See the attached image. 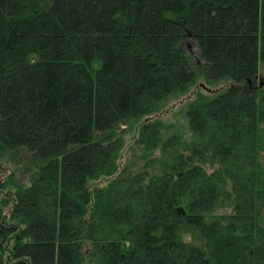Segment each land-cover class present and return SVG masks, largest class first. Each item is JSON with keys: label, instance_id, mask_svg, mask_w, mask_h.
<instances>
[{"label": "trees", "instance_id": "1", "mask_svg": "<svg viewBox=\"0 0 264 264\" xmlns=\"http://www.w3.org/2000/svg\"><path fill=\"white\" fill-rule=\"evenodd\" d=\"M262 69L264 0H0V264H264Z\"/></svg>", "mask_w": 264, "mask_h": 264}, {"label": "rangeland", "instance_id": "2", "mask_svg": "<svg viewBox=\"0 0 264 264\" xmlns=\"http://www.w3.org/2000/svg\"><path fill=\"white\" fill-rule=\"evenodd\" d=\"M190 53L195 55V60L200 62L198 59V50L194 47L189 48ZM259 78L264 83V69L259 74ZM205 86L208 88L204 82L201 81V84L195 88V91H204L201 86ZM259 85V81L257 79L256 86ZM258 89V87H257ZM253 92H256V89H251ZM260 95L264 97V86L260 89ZM184 97H175L170 99L163 108V112L160 114V121L167 127V134H177L181 137L182 140L188 141L191 137V133L188 128V122L186 118L187 104L189 100L192 98L188 97V100ZM135 129H129L125 125L121 127L123 131H125V139H126V148L123 153L122 165L129 170L130 173H135L140 171L144 165L147 163L146 161H142V151L136 147L135 145V136L137 134L138 128L133 127ZM261 141H262V153H261V167L264 172V122L261 126ZM20 169V170H19ZM0 181L1 183H6L8 186L13 182L20 181L25 186L29 184V177L26 173V169L22 161L17 162L15 160L9 159L8 157L0 158ZM14 173V174H13ZM14 175L12 180H10V175ZM2 197V196H1ZM264 214V213H263Z\"/></svg>", "mask_w": 264, "mask_h": 264}, {"label": "water", "instance_id": "3", "mask_svg": "<svg viewBox=\"0 0 264 264\" xmlns=\"http://www.w3.org/2000/svg\"><path fill=\"white\" fill-rule=\"evenodd\" d=\"M262 86H264V83H262V80H261L260 87H262ZM201 88L204 89L207 93H216V92H218V90H211V89H209V88H207V87H205L203 85L201 86ZM178 212H180L182 215H185V211H184L183 208L178 209Z\"/></svg>", "mask_w": 264, "mask_h": 264}, {"label": "flooded vegetation", "instance_id": "4", "mask_svg": "<svg viewBox=\"0 0 264 264\" xmlns=\"http://www.w3.org/2000/svg\"><path fill=\"white\" fill-rule=\"evenodd\" d=\"M256 79H257V77L255 78V81H256ZM258 79H259V77H258Z\"/></svg>", "mask_w": 264, "mask_h": 264}]
</instances>
